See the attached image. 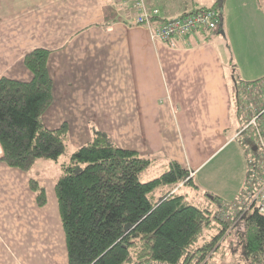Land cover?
Wrapping results in <instances>:
<instances>
[{"label": "crops", "instance_id": "1", "mask_svg": "<svg viewBox=\"0 0 264 264\" xmlns=\"http://www.w3.org/2000/svg\"><path fill=\"white\" fill-rule=\"evenodd\" d=\"M144 3L164 21L214 1L183 13L164 0ZM220 12L218 30L171 46L135 24L132 0H0V78L30 81L25 54L49 51L52 103L42 122L67 125L68 157L102 132L151 159L146 170L164 173L175 162L193 173L192 186H169L156 200L205 196L230 217L249 178L248 144L237 133L264 105H250L248 92L264 82V0H224ZM60 163L38 159L26 172L0 160V264H68L54 191ZM31 179L45 191L42 206Z\"/></svg>", "mask_w": 264, "mask_h": 264}, {"label": "trees", "instance_id": "2", "mask_svg": "<svg viewBox=\"0 0 264 264\" xmlns=\"http://www.w3.org/2000/svg\"><path fill=\"white\" fill-rule=\"evenodd\" d=\"M223 2L215 0L211 8L220 9ZM48 56L49 51L40 48L25 54L30 81L0 78V160L26 172L38 159L58 162L68 147L66 124L48 129L42 122L52 103ZM151 163L135 151L116 146L99 131L60 163L54 191L68 264H206L240 228L242 219L245 228L252 227L249 232H236L240 240L247 237L244 259L264 264V216L254 205L242 206L239 219L234 218L240 223L227 225L230 217L224 207L215 213L168 192L151 201L161 186L193 185L187 171L175 162L159 177L140 181V173ZM247 173L250 177V170ZM30 187L36 203L44 205L43 187L34 179ZM213 227L216 234L197 245Z\"/></svg>", "mask_w": 264, "mask_h": 264}, {"label": "built area", "instance_id": "3", "mask_svg": "<svg viewBox=\"0 0 264 264\" xmlns=\"http://www.w3.org/2000/svg\"><path fill=\"white\" fill-rule=\"evenodd\" d=\"M133 9L136 12L135 24L145 26L153 39H158L173 46L174 41L187 39V36L196 31L218 30L221 26V12L217 8H203L195 12L185 14L179 18L157 21L159 11L148 10L144 0H132ZM264 86L254 85L248 92L252 95L249 104L264 101V95L256 94ZM264 92V90H263ZM245 111V109H243ZM237 136L247 142L250 154L248 160L250 177L247 179L245 189L241 193V206H251L264 216V105L255 109V113L246 120ZM251 147L255 150L251 151ZM193 176L189 173L187 180ZM236 206L237 203L234 204Z\"/></svg>", "mask_w": 264, "mask_h": 264}, {"label": "rangeland", "instance_id": "4", "mask_svg": "<svg viewBox=\"0 0 264 264\" xmlns=\"http://www.w3.org/2000/svg\"><path fill=\"white\" fill-rule=\"evenodd\" d=\"M164 1H165V3L170 2L171 4H174V6H173L174 8L180 7L181 8L180 12H182V13L187 12V10L189 11V10L193 9V7L197 8V7H199V5L209 6L213 3V1L215 2V0H194L195 5L193 6L191 3V0H169V1L164 0ZM256 94L259 96H263L264 92H263V90H258L256 92ZM70 149H72V148H70L69 135H68L67 150H70ZM67 150H66L65 154L63 156H61V158L58 162L67 161L69 159L68 154H67ZM161 174H162V172H159L157 169L156 170L148 169L144 173L139 175V179H140V181H147L149 179L159 177ZM169 189H170V187L168 185H164V186L159 187L158 189L155 190V194H156L155 198L152 197L151 201L156 200L157 196H161L162 192H165L166 190H169ZM190 203L197 205V206H200V207H205L209 203L210 204L209 209H212L215 205L214 202H212L209 198H206L205 196L200 197V198L191 199ZM241 208L242 207H240L238 212L236 211V213H233V215H232L233 217L230 215V219H226L225 224L230 225L231 222H234V223L239 222L240 223L239 220L235 221L234 218L239 219L238 218L239 215H237V214H239L240 212L241 213L243 212V210ZM234 209H237V206L234 207ZM234 214H236V215L234 216ZM213 224L216 225L215 222H213ZM245 224H246V222L244 223V221L242 219L240 228L237 230L238 231L246 230L247 232L251 231L252 227L248 225V228H245ZM237 230L233 231L232 234H230L228 236V238L225 241H223L221 249L219 251H214L212 256H210L208 258L206 264H251L250 262L247 263L246 259H244V254H243V249H244V245L247 242V237H245L246 239L244 238V240H242V239L240 240L237 233H236ZM216 232L217 231H216L215 227H213L209 232L204 233L197 245L201 246V244L203 243V241L206 238L207 239L210 238V236L216 234ZM151 264H153V263H151Z\"/></svg>", "mask_w": 264, "mask_h": 264}]
</instances>
